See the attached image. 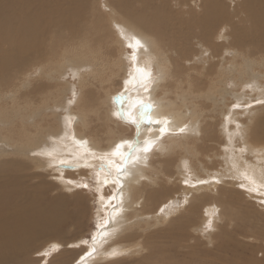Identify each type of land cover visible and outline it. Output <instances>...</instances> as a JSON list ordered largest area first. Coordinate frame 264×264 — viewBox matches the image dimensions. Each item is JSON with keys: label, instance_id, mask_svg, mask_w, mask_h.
<instances>
[{"label": "rangeland", "instance_id": "rangeland-1", "mask_svg": "<svg viewBox=\"0 0 264 264\" xmlns=\"http://www.w3.org/2000/svg\"><path fill=\"white\" fill-rule=\"evenodd\" d=\"M52 1H48L45 7L51 6ZM69 1L76 2V8L88 18L89 23L91 20L89 24L91 35L88 39L92 40L91 45L86 46L84 54L74 50L67 54L63 48L55 46L57 58L50 56L47 63H32L31 69L27 68L24 73L18 75V78H14L10 70L8 85L1 90L3 93L0 94V179H2L0 206L14 202L13 205L17 208L48 210L47 213L55 218L52 223L37 226L38 239L31 247L20 243L23 248L19 250V254L17 253L15 258L7 259L8 261L3 260L2 264H264V202L246 196L252 192L247 194L244 188L234 186L235 189L246 192V195L238 198L228 196L227 200L223 198L228 203L220 204L222 198L216 191L222 182H232L233 174L242 176V171L246 170L249 174L252 173L250 175L256 181L258 177L261 178L258 182L261 181L260 184L264 186L262 176L264 146L252 147L248 136V131L260 120L262 121L257 132L264 133V106L253 104L252 108L247 110L232 108L234 103L243 105L250 102L253 97L264 96V0L253 1L248 6L245 0ZM63 5L68 7V1ZM34 7L32 13L38 12V6ZM20 8L19 4L16 10L19 12H15L17 19L13 20L16 21V26L25 24L28 15L26 7H23L21 12ZM207 9L209 10L205 12ZM122 13L132 22L137 24L139 22L141 26L147 23L152 32H146L147 36H138L136 31L127 28L129 27L127 23L116 22L118 17L124 16ZM204 13H211L214 16L200 24L199 18ZM138 15L141 17H137ZM131 17L138 19L134 20ZM102 20H106V25L109 23L111 28L103 32L96 30V25ZM235 21L239 22V25ZM113 23H118L116 30ZM37 26L40 27L39 23ZM133 35L148 47L147 51L137 50V62L147 63L144 67H150L154 83L150 97L138 89L128 88V92L133 95L131 101L139 103V96L143 97L145 102L152 103V108L157 106L155 108L163 107L170 110L164 115L170 119L169 131L161 136L157 130L161 125L152 126L150 134L152 132L156 134L147 138H156L157 135L159 139L156 140L152 152L148 154L149 161L134 163L135 166L131 170L133 173L130 172L125 179L128 180L125 181L127 187L125 184L123 198L119 197L118 193L116 200H112L113 205H119L122 199L125 211L119 216L127 219L115 225H107V234L102 236L105 220L112 215V206L111 209L108 207L106 210L103 209L101 197L107 201V197L115 194L117 190L113 184L102 188L96 187V171L102 161L89 157L91 167H83L82 157L86 152L77 147L76 141H87L86 144L89 143L87 148L99 153L110 150L121 139L134 135L133 128L115 117L113 109L115 104L112 103L113 97L124 90V80L134 70L132 49L127 47L129 43H133ZM40 37L45 43L46 34L43 32ZM154 38L159 39L157 49L152 44ZM52 49L53 45L50 44L44 47L45 52H52ZM72 73H76L75 79ZM18 80L20 92L31 96L27 104H17V96H20L17 91ZM159 82L161 87L158 85ZM91 83L95 87H90ZM81 86L86 88L83 89ZM88 89H92L93 92L96 90L94 95L88 96ZM92 96L96 98L99 96L97 102H94L95 99L93 102L87 100ZM84 98L87 102L82 106L86 108L85 112L88 115L86 113L80 115L78 112V104ZM176 108L178 119L183 120L181 123L174 118L173 109ZM230 112L232 115L226 120L225 117H228ZM161 116L163 115L159 117ZM7 118L10 120L13 118L11 121L16 123L13 128ZM237 123L241 125L240 135H232L237 131ZM75 125L81 128L80 137L76 136ZM185 125L188 126L185 131L179 132L178 129ZM20 126L31 133L26 136L27 140L33 143L31 150L30 147L20 146L17 136L11 135L13 132L11 130H16ZM23 133L26 134L22 130L18 136ZM116 134L117 136H114ZM257 142L264 145V140L258 139ZM251 147L257 149L254 151ZM45 152H52V156L33 155ZM140 153H137V156ZM61 159L69 160V165L65 166H72L71 169L60 166ZM5 161L13 163L9 165ZM148 162H151L150 168ZM234 164L235 168L232 167ZM156 167L160 170L159 175ZM168 176L178 179L175 182L178 188L171 191L172 193L168 192L167 196L180 197L181 192L177 193L179 188L181 191L185 188L191 192L188 194L189 200L184 202L183 208L186 206V210L182 208L179 215H171L166 220L162 215L165 210L161 211V208L158 209L159 212L156 210L165 195L158 197L154 203L156 205L148 202L149 207L146 208L149 209H145V199L146 191L159 190ZM214 177L219 179L220 183H215ZM103 178L104 174L100 173V179ZM179 178L182 179L181 184ZM186 179L191 185L187 186L184 183ZM199 179L212 182L196 184L193 187L192 184ZM68 180H74L77 184L88 183L91 187L88 189L75 187L67 183ZM166 184L172 187V182ZM142 191L144 193L140 194ZM220 194L223 196V192ZM21 198H24L25 202H22ZM206 203H213L218 209L215 216L211 215L214 221L203 209ZM224 207L226 209H223ZM8 209L10 211L9 206ZM149 210L153 212L147 213ZM106 211H111L110 216L106 217ZM140 212H143L142 215ZM218 214L221 217H218ZM207 218L208 221H213L212 230L209 232L205 231ZM215 219L219 221L216 222ZM94 234L95 242L92 239ZM118 243L120 245H117ZM93 246L97 251L91 256L86 255ZM111 253L115 255H110ZM88 260L89 262H86Z\"/></svg>", "mask_w": 264, "mask_h": 264}, {"label": "bare ground", "instance_id": "bare-ground-1", "mask_svg": "<svg viewBox=\"0 0 264 264\" xmlns=\"http://www.w3.org/2000/svg\"><path fill=\"white\" fill-rule=\"evenodd\" d=\"M50 1V0H0V94H2L3 92H1V90H3L4 87H6L8 85V82H7V79L8 77L10 76V70H12L13 74H14V78H18V75L24 73L26 71L27 68L31 69V65L32 63H38V64H44V63H47V61L49 62L50 61V56H55L56 57V53L54 52V48L55 46H59L61 48H63V51L67 52V54L69 53H72L74 51H76L77 53H80V54H84L85 52V48L86 46H89L91 45L92 43V40H89L88 39L90 38V35H91V28H90V23H91V20H90V23L88 22V18H86L84 15H82V12L76 8V5L77 3L76 2H72V1H69V0H53L52 1V5L49 6L48 8L45 7V4ZM68 1L69 5L68 7L64 6L63 3ZM249 1V2H248ZM253 1H256V0H245L247 6L253 2ZM209 2V1H208ZM244 3V2H243ZM20 4V12L22 10L23 7H26L27 11H28V15L27 17L25 18V24H21L19 26H16L15 25V22H13L14 18L17 19L16 17V10L18 9V6ZM66 4V3H65ZM263 5V4H262ZM34 6H38L39 8V11L35 13H32V10L35 9ZM106 6V5H105ZM124 6V5H123ZM147 7V6H146ZM110 8V7H109ZM127 8V7H126ZM246 8V7H245ZM248 8V7H247ZM84 9V8H83ZM205 9V8H204ZM147 10V9H146ZM145 10V12H146ZM209 9L207 10H204L205 12L208 11ZM111 11V10H110ZM136 11V10H135ZM138 11V10H137ZM214 11V10H213ZM19 12V11H17ZM16 12V13H17ZM126 13V11H125ZM130 13V12H129ZM123 14V13H122ZM242 14V13H241ZM23 15V14H22ZM124 15V14H123ZM216 15V14H215ZM25 16V15H24ZM134 16V15H133ZM211 16H214L213 14H207V13H204L201 15V17L199 18V22L200 24H203L205 23L208 19H210ZM219 16V15H217ZM216 16V17H217ZM104 17V16H103ZM137 17H141V15H138ZM137 17H131L133 18L134 20L138 19ZM237 17V16H236ZM235 17V18H236ZM19 18V17H18ZM42 18H44V20H42ZM105 18V17H104ZM214 18V17H213ZM212 18V19H213ZM219 18V17H217ZM227 18V17H226ZM35 19V20H34ZM106 19V18H105ZM240 19V18H239ZM18 21V20H17ZM120 22V21H123L125 23H127L126 25H128L129 27H127L128 29H131V30H134L138 33V36H142V35H146L147 36V33H151V28L147 25V23H143L142 26L137 23H134L132 22L127 16H120L117 18L116 22ZM251 21V20H250ZM106 20H102L101 22H98L99 24H102V25H99L97 24L96 25V30L98 31H102L103 30H106V29H110L111 27L109 26V23H107L106 25ZM149 22V21H148ZM152 22V21H151ZM231 22V20H230ZM236 22V21H235ZM39 23L40 27L37 26V24ZM105 23V25H103ZM153 23V22H152ZM237 23V22H236ZM235 23V24H236ZM239 23V22H238ZM237 23V24H238ZM242 23V22H241ZM240 23V24H241ZM157 24V23H156ZM230 24V23H228ZM252 24V23H251ZM118 23L115 24L113 23V26L115 27V30H116V27H117ZM123 25V24H122ZM121 25V26H122ZM158 25V24H157ZM239 25V24H238ZM124 26V25H123ZM216 26V25H215ZM231 26V25H229ZM256 26V25H255ZM261 26V25H260ZM233 27V26H232ZM239 27V26H238ZM237 27V29H238ZM254 27V26H253ZM93 28V26H92ZM156 28V26H155ZM204 28V26H203ZM208 28V27H207ZM256 28V27H254ZM142 29V30H141ZM156 30V29H155ZM154 30V31H155ZM231 29H229L230 31ZM218 31V30H216ZM44 32V34H46L47 36V39H46V42L44 43L42 41V38L40 37L42 35V33ZM147 32V33H146ZM203 33V32H202ZM228 33V32H227ZM241 34V33H240ZM246 34V33H245ZM210 35V34H209ZM218 35V34H217ZM224 35V33H223ZM228 35V34H227ZM114 37V36H113ZM215 37V36H214ZM229 37V36H228ZM141 38V37H140ZM157 38H158V35H157ZM216 38V37H215ZM214 38V39H215ZM120 39V38H119ZM211 39V38H210ZM243 39V38H242ZM159 39H156L154 38L153 41H152V44L154 45L153 47H155V49H157L158 47V44L157 42ZM217 40V39H216ZM118 42V41H117ZM206 42V41H205ZM214 42V41H213ZM113 43H114V39H113ZM129 43V42H128ZM46 44H50V46L53 45V49H52V52H45L44 51V47ZM216 44V43H214ZM205 45V44H204ZM236 45V44H235ZM211 46V45H210ZM215 46V45H214ZM217 46V45H216ZM225 46V45H224ZM47 47V46H46ZM123 47V46H122ZM224 48V47H223ZM227 48V47H226ZM48 49V48H47ZM120 49V48H119ZM226 50V49H225ZM119 51V50H117ZM160 51H161V48H160ZM60 52V51H59ZM58 52V53H59ZM7 53V55H6ZM79 54V55H80ZM160 54V53H159ZM73 55V54H72ZM139 55V54H138ZM60 56V55H59ZM75 56V55H73ZM77 57V56H76ZM81 57V56H80ZM96 57V55H95ZM57 58V57H56ZM100 58V57H99ZM98 59V57H97ZM143 60V59H142ZM146 60V59H145ZM70 61V60H69ZM68 61V63H69ZM93 61V60H92ZM133 61V60H132ZM54 62V61H53ZM133 63V62H132ZM152 63V62H151ZM50 64V63H49ZM93 64V63H92ZM139 66L140 67H144L146 66L147 63H142V61H139L138 62ZM154 64V63H153ZM133 65V64H132ZM10 68V69H9ZM33 68V67H32ZM36 68V67H34ZM42 68V67H41ZM150 68V67H149ZM167 68V67H166ZM28 69V70H29ZM107 69V68H106ZM47 70V69H46ZM168 70V69H167ZM128 72V70H127ZM174 72V71H173ZM29 73V71H28ZM165 73V72H164ZM167 73V72H166ZM30 74V73H29ZM25 75V74H24ZM89 75V74H88ZM112 74H107V76H111ZM138 74L135 72V69L129 73L128 77L130 76H137ZM169 75V74H168ZM175 75V74H174ZM22 76V75H21ZM97 76V75H96ZM127 77V78H128ZM88 78V77H87ZM126 78V79H127ZM170 78V77H169ZM85 79V78H84ZM95 79V77H94ZM100 79V78H99ZM125 79V80H126ZM124 80V81H125ZM167 80H168V77H167ZM181 80V79H180ZM93 81V79H92ZM163 81V78L162 80ZM22 82V81H21ZM20 82V83H21ZM88 82V81H87ZM115 82V81H113ZM169 82V81H168ZM173 82V80H172ZM12 84V82H10ZM31 83V82H30ZM17 84V83H16ZM33 84V83H32ZM87 84V83H85ZM98 84V83H97ZM19 80H18V84H17V91L18 93L20 94V96H17L18 98V102L17 104L18 105H21V104H27L28 101L30 102V99H31V96L30 95H27L22 92H20V88H19ZM31 85V84H30ZM96 85V84H95ZM159 87H161L162 85L160 84V82L158 83ZM191 85V84H190ZM91 86H94L93 83L90 84V87ZM98 86V85H97ZM174 86V85H173ZM11 87V86H10ZM83 87V86H81ZM80 87V88H81ZM95 87V86H94ZM192 87V86H191ZM212 86H210L211 88ZM86 88L85 86L83 87V89ZM101 88H103L101 86ZM128 88L130 90H137L138 87H136V89L132 86V85H129ZM12 89V88H11ZM107 89V87L105 88ZM14 90V89H13ZM204 90V89H203ZM212 90V89H211ZM15 91V90H14ZM96 91V90H95ZM94 91V92H95ZM200 91V90H199ZM16 92V91H15ZM94 92L92 89H88L87 90V95L88 96H91V95H94ZM131 92V91H130ZM17 93V92H16ZM15 93V94H16ZM97 93V92H96ZM108 93V92H107ZM153 93V92H152ZM194 93V92H193ZM18 94V95H19ZM35 94V93H34ZM83 95V93H81ZM106 94V93H105ZM126 94H130L129 92L125 93V99L124 100H117V101H114L112 100V103L115 104V106L113 107L114 110V113L116 111H118L120 108H123L124 110V116L126 119H130L131 116H132V109L133 107L136 105L133 101H131V98L133 95H126ZM137 94V93H136ZM161 94V93H160ZM159 94V95H160ZM17 95V94H16ZM102 96V94H101ZM14 97V96H13ZM16 97V96H15ZM88 98V97H86ZM86 98L84 99H81L80 103L78 104V112L80 115H82L83 113H86V108L82 106V104H85L87 102V100H89V102H93L94 99L95 101L94 102H97L98 98H96V96H92V97H89L87 100ZM106 98V97H105ZM137 98V97H136ZM2 99V98H1ZM16 99V98H15ZM107 99V98H106ZM1 101V100H0ZM35 101V100H34ZM169 101V100H168ZM9 102V101H8ZM37 102V101H36ZM35 102V103H36ZM111 102V101H110ZM8 104V103H7ZM111 104V103H110ZM170 104V103H169ZM176 104V103H175ZM10 105V104H9ZM100 105V104H99ZM178 105V104H177ZM89 106H91V104H89ZM94 106V104L92 105V107ZM102 106H104L102 104ZM101 106V107H102ZM107 106V105H106ZM155 106V105H154ZM160 106V105H158ZM165 106V105H164ZM14 107V106H13ZM23 107V106H22ZM157 107V106H155ZM152 108L149 110V113L148 115L151 116L153 119H156L158 118L160 115H165L168 113V110L167 108H163V107H158V108ZM1 108V106H0ZM4 107H2L3 109ZM9 108V107H7ZM179 108V107H178ZM178 108L176 109H173V114H174V118L175 120H178L180 123L183 121H181L178 116ZM1 109V110H2ZM96 109V108H95ZM102 109H105L102 107ZM101 109V110H102ZM5 110V109H4ZM10 110V109H9ZM6 109V111H9ZM19 110V109H18ZM24 110V109H23ZM95 111V110H94ZM97 111L98 108H97ZM181 111V110H180ZM5 112V111H4ZM82 113V114H81ZM170 113V112H169ZM78 114V113H77ZM87 114V113H86ZM84 114V115H86ZM91 114V113H90ZM9 115V114H7ZM13 115V114H12ZM88 115V114H87ZM95 115V114H94ZM98 115V114H97ZM136 116L137 118L139 117V113L137 112L136 113ZM9 117V116H8ZM81 117V116H80ZM95 117V116H94ZM116 117V116H115ZM167 117V116H166ZM171 117V116H170ZM98 118V117H97ZM101 118V116L99 117V119ZM117 118V117H116ZM8 119V118H7ZM13 118H11L12 120ZM22 119V118H21ZM91 119V117H90ZM95 119V118H94ZM108 119V118H107ZM119 119V118H117ZM10 120V119H8ZM9 121V124L11 126V128L14 127V125L16 123H13L12 121ZM15 120V119H14ZM101 120V119H100ZM104 120V119H103ZM112 120V119H111ZM110 120V121H111ZM99 121V120H98ZM119 121H124L122 119H119ZM262 120L260 121H256V123L254 124V126L248 131V136H249V143L251 144L252 147H256V146H264L263 144H260L258 143V139L260 140H264V133L261 132L260 134H258L257 130L260 128V125L259 123L261 122ZM2 122V121H1ZM85 122V121H84ZM93 122V121H91ZM175 122V121H174ZM187 122V121H186ZM6 123V122H5ZM8 123V122H7ZM89 123V122H88ZM94 123V122H93ZM115 123V122H114ZM125 123V122H124ZM22 124V123H21ZM96 124V123H95ZM111 124V123H110ZM20 125V124H19ZM113 125V124H112ZM126 125V124H125ZM125 125H124V128H125ZM99 126V125H98ZM103 126V125H102ZM122 126V125H121ZM153 127H157L155 124H152L151 125V128ZM173 126V125H172ZM8 127V126H7ZM26 127H27V124H26ZM85 127V126H84ZM118 127V126H117ZM128 127V126H126ZM149 127V125L147 123H142L141 124V128H140V133L138 135V140H136L137 144H139L142 148V145H143V142H144V138H147L149 136H151L153 134H150V132L147 130ZM174 127V126H173ZM185 127V126H184ZM188 127V126H187ZM249 127V126H248ZM203 128V127H202ZM247 128V127H246ZM64 129V128H63ZM127 129V128H126ZM129 129V128H128ZM207 129V128H206ZM23 130V132H26V134H21L20 136L19 133ZM108 130V129H106ZM158 130V129H157ZM188 130V129H187ZM247 130V129H246ZM10 131V130H9ZM13 131L11 133V135L13 137H16L17 136V141L20 142V146L22 147H30L29 149L31 150V146L33 145L32 142H29L27 140V135H31L30 131L27 130V129H23L20 127L16 128V130H11ZM75 131H76V136L77 137H80L81 136V128H79L77 125H75ZM113 131V130H112ZM127 131V130H126ZM5 132V131H4ZM98 133V131H96ZM114 132V131H113ZM158 132V131H157ZM119 133V132H118ZM6 134V133H5ZM99 134V133H98ZM107 134V133H106ZM120 134V133H119ZM122 134V133H121ZM148 134V135H147ZM156 134V133H154ZM153 134V136H154ZM35 135V134H34ZM111 135V134H110ZM247 135V134H246ZM91 136V135H90ZM112 136V135H111ZM110 136V138H111ZM114 136H117L114 135ZM34 137V136H33ZM108 137V135H107ZM113 137V136H112ZM157 137V135H156ZM207 137V135H206ZM35 138V137H34ZM32 138V139H34ZM84 138V137H83ZM95 138V136H94ZM151 138V137H150ZM7 139V138H6ZM31 139V138H30ZM89 140H91L90 138H88ZM109 139V138H107ZM106 139V140H107ZM172 139V138H171ZM196 139V138H195ZM205 139V138H204ZM208 139V138H207ZM88 140V141H89ZM167 140V139H166ZM170 140V138H169ZM168 140V142H169ZM206 140V139H205ZM210 140V139H208ZM38 142H40L39 140H37ZM78 141H82V140H78ZM113 141V140H112ZM193 141V140H192ZM195 141V140H194ZM203 141V140H202ZM163 142H165L163 140ZM189 142V141H188ZM17 142L15 141V144ZM180 143V142H179ZM185 143V142H184ZM202 145H203V142H201ZM89 144V143H88ZM88 144H84V145H80V144H77V147L79 146L80 150L81 151H85L88 149L87 148V145ZM94 145H96L95 143H93ZM195 144V143H194ZM37 145V144H36ZM39 145V144H38ZM191 145V144H190ZM99 146V145H98ZM111 146V145H110ZM175 146V145H174ZM250 146V145H249ZM248 146V147H249ZM26 147V148H27ZM89 147V145H88ZM176 147V146H175ZM195 147V146H193ZM251 147V148H252ZM33 148V147H32ZM67 148V147H66ZM93 148V147H91ZM103 148V147H102ZM177 148V147H176ZM95 149V148H93ZM175 149V148H174ZM197 149V148H196ZM253 149V148H252ZM257 149V148H256ZM255 149V150H256ZM261 149V148H260ZM24 150V148H23ZM22 150V151H23ZM28 150V149H27ZM100 150V149H99ZM254 150V149H253ZM252 150V151H253ZM254 150V151H255ZM263 149H261L262 151ZM250 151V149H249ZM141 151L140 150H137L136 152L133 153V156H132V160L131 162L129 163L128 165V169H129V172H131V170H133V166H135L134 163H142L143 159L137 161L136 160V157H137V153L139 154ZM251 152V151H250ZM263 152V151H262ZM255 153V152H254ZM21 154V153H20ZM256 154V153H255ZM140 157L143 156V152L140 153V155H138ZM149 158V157H148ZM118 159V158H117ZM36 161V160H35ZM149 161V160H147ZM146 161V162H147ZM238 161V160H237ZM241 161V160H240ZM6 162V161H5ZM37 162V161H36ZM39 162V161H38ZM243 162V161H242ZM6 163H13V162H6ZM149 163V168L151 167V162H148ZM11 165V164H9ZM14 165V164H13ZM34 165V164H33ZM143 165V164H142ZM226 167L228 166L227 164H225ZM235 165V164H234ZM237 165V164H236ZM256 165V164H255ZM141 166V165H140ZM231 166V165H229ZM245 166V165H244ZM259 166V165H258ZM13 167V166H11ZM16 167V166H15ZM139 167V166H138ZM233 167V166H232ZM231 167V168H232ZM257 166L254 167V169H256ZM14 168V167H13ZM17 168V167H16ZM235 168V167H233ZM237 168V166H236ZM242 168H244L242 166ZM260 168V167H259ZM258 168V169H259ZM143 169V168H142ZM141 169V170H142ZM247 169V168H245ZM16 170V169H15ZM145 170V169H144ZM156 170H157V174L159 175L160 173V170L159 168L156 167ZM234 170V169H233ZM251 170V169H249ZM17 171V170H16ZM135 171V170H134ZM146 171V170H145ZM147 171H149V169H147ZM252 171V170H251ZM250 171V172H251ZM257 171V170H256ZM236 172V170H235ZM243 174H241L242 176H237V175H232L231 178H233L232 182H222L220 184V186L218 187V189L216 188V191H218V194H219V197L222 198V200L220 201V204H225V203H228V201H225L223 198H226L227 200V197L230 196H234L236 198H238L239 196H242V195H246L245 193L246 192H241L240 190H238L237 188L235 189L236 186L240 187L241 188V184H244L245 187L244 189L247 190V188L249 187H256L257 190L256 191H248L247 190V194H250L252 192V194L250 195H246L248 197H254L256 198L257 200H261L264 202V186H262L261 181L260 183L258 182L260 179L259 177L257 178L258 181L255 180V178L252 177V173L249 174V172H247V170L244 172L242 171ZM241 172V173H242ZM133 173V172H131ZM145 172H142V174H144ZM221 173V172H220ZM229 173H230V170H229ZM232 173V171H231ZM236 173V174H237ZM255 173V172H254ZM113 174H114V170H113ZM136 174V173H134ZM141 174V173H140ZM151 174V173H150ZM3 175V174H2ZM67 175V174H66ZM257 175V174H256ZM5 176V175H4ZM134 176V175H133ZM139 176V172H138V175ZM200 176V175H199ZM224 176V175H223ZM229 176V175H228ZM245 176H251L253 178V180L255 181L254 184H250L249 181L247 179H245ZM258 176V175H257ZM264 177V173L262 175ZM221 177V176H220ZM127 178V176L123 177L124 181H127L125 180ZM141 178V177H140ZM152 178V177H151ZM230 178V179H231ZM263 179V178H262ZM2 180V179H0ZM6 180V179H5ZM10 180V179H9ZM210 180V179H209ZM264 180V179H263ZM262 180V181H263ZM137 181V180H135ZM172 182V187H168L169 184H166V182ZM178 181V179H173V177H166L164 183H162L160 185V189L159 190H147L146 191V199H145V209H149V208H146V207H149V205L147 204L148 202H151V204L153 205H156L154 204L157 200H158V197L161 196L162 194L165 195V197H163V200L161 201V204L157 206V211L159 208L163 209V213L162 215L164 216V219L166 217V220H167V217H171V215H174V214H178L179 215V212H181L183 209L186 210V206L183 208L184 206V202L185 201H188V194H190V190L189 189H183L181 191V189L179 188L177 193L179 194V192H181V196L180 197H177L176 195H173V196H170L168 195L167 196V193L168 192H171V191H174L175 189H177V185L175 184V182ZM181 181L182 179L179 178V183L181 184ZM195 181V180H194ZM4 182V181H3ZM130 182V181H128ZM127 182V183H128ZM133 182V181H132ZM138 182V181H137ZM212 182V181H211ZM209 182V183H211ZM2 183V182H1ZM178 183V182H177ZM190 183V182H189ZM4 184V183H2ZM126 184V183H125ZM134 183H132L133 185ZM18 185V184H17ZM109 185H112L111 183L106 185L109 186ZM131 185V184H130ZM140 185V184H139ZM191 185V184H189ZM216 185V184H215ZM21 185H19L20 187ZM135 186V185H134ZM141 186V185H140ZM154 186V184H153ZM188 186V185H187ZM235 186V187H234ZM26 187V186H25ZM126 187H127V184H126ZM139 188V186H137ZM190 187V186H189ZM213 187V186H212ZM6 188V187H5ZM115 188V186H114ZM131 188V187H130ZM141 188V187H140ZM183 188V187H182ZM25 189V188H24ZM126 189V188H125ZM124 189V190H125ZM129 189V188H127ZM197 189V188H196ZM27 190V189H25ZM24 190V191H25ZM131 190H133L131 188ZM28 191V190H27ZM31 190H29L30 192ZM127 191V190H126ZM186 191V192H185ZM244 191V190H243ZM130 192V191H128ZM202 192V191H201ZM220 192H223V196H221ZM31 193V192H30ZM141 193H144L143 191L140 192ZM172 193V192H171ZM200 193V192H199ZM207 193V192H206ZM209 193V192H208ZM7 194V193H5ZM116 194V197L117 196V191L115 192ZM125 194H127L125 192ZM196 194V193H194ZM255 194V195H254ZM26 195V194H25ZM129 195V194H128ZM172 195V194H171ZM6 196V195H5ZM132 196V195H131ZM143 196V194H142ZM207 196V195H205ZM256 196V197H255ZM119 197H121L119 195ZM141 197V196H140ZM244 197V196H243ZM123 198V197H122ZM127 198V197H125ZM124 198V199H125ZM205 198V197H204ZM203 198V199H204ZM208 198V197H207ZM5 199V197H4ZM22 199V198H21ZM24 199V198H23ZM22 199V202H25L23 201ZM142 199V198H141ZM140 199V200H141ZM196 199V197H195ZM251 199V198H250ZM27 200V199H26ZM116 200V199H115ZM131 200H133L131 198ZM200 200V199H199ZM198 200V201H199ZM12 201V200H11ZM15 201V200H14ZM38 201V200H37ZM101 204L104 205L103 209H107V207L109 209H111V206L113 205L112 204V201H104L103 199L101 200ZM138 201H136V204H138ZM194 201V200H193ZM197 201V200H195ZM201 201H202V198H201ZM207 201V200H206ZM210 201V200H209ZM6 202V201H5ZM205 202V201H203ZM262 202V203H263ZM144 203V202H142ZM199 203V202H198ZM4 204V203H3ZM14 204V202H13ZM12 202L9 203L8 205V202L6 204H4L5 206H0V264H2L3 260H7V259H10V258H15L16 255H18L19 253V250L23 248V245L20 244V243H23L25 246H30L33 245V243L36 242V238L39 234L36 232V228L38 225H41V224H49V223H52L54 221V219L49 215V213H47L48 210H45V209H41V210H36V211H33V210H30L29 208L25 207V208H21V207H18L17 206L15 207V205H13ZM112 204V205H111ZM134 204V203H133ZM132 204V205H133ZM230 204V203H229ZM264 204V203H263ZM192 205V204H191ZM8 206L10 208V211L8 209ZM25 206V205H24ZM23 206V207H24ZM38 206H40L38 204ZM51 206V205H50ZM53 206V205H52ZM56 206V205H55ZM219 206V205H218ZM262 206V205H261ZM260 206V207H261ZM200 207V206H199ZM227 207V206H225ZM223 208V209H226V208ZM155 208V207H154ZM183 208V209H182ZM220 208V207H219ZM160 209V210H161ZM192 209H193V206H192ZM203 209L205 210V213L207 214H210V216H215V214H217V208L215 205H213V203H209L206 205L203 206ZM198 210H201V208ZM103 211V210H102ZM112 211V210H111ZM110 212L106 211V217L107 216H110ZM151 210L147 211V213H149ZM153 212V211H151ZM159 212V211H158ZM192 212V211H191ZM220 212V211H219ZM143 213V212H142ZM142 213L140 212V214L142 215ZM194 213V212H193ZM227 213V212H226ZM112 214V213H111ZM153 214V213H152ZM159 214V213H158ZM195 214V213H194ZM197 214V213H196ZM199 214V213H198ZM206 214V215H207ZM133 215V213L131 214ZM161 215V214H160ZM181 215V214H180ZM184 215V214H183ZM201 215V214H200ZM227 215V214H226ZM54 216L57 217V215L54 213ZM149 216V215H148ZM154 216V215H152ZM156 216V215H155ZM154 216V217H155ZM192 216V215H191ZM202 216V215H201ZM209 216V217H210ZM212 216H211V219H212ZM63 217V216H62ZM153 217V218H154ZM160 217V216H159ZM176 217V215H175ZM178 217V216H177ZM193 217V216H192ZM195 217V216H194ZM218 217H221L219 216L218 214ZM227 217V216H226ZM64 218V217H63ZM217 218V216H216ZM197 219V218H196ZM203 219V218H202ZM156 220V219H155ZM169 220V219H168ZM188 220V219H186ZM190 220V218H189ZM213 220V219H212ZM218 220V219H215V221ZM226 220V218H225ZM224 220V221H225ZM185 221V219H184ZM207 221H208V218H207ZM205 221V224L206 222ZM214 221V220H213ZM212 221V222H213ZM219 221V220H218ZM222 221V220H221ZM220 221V222H221ZM172 222V221H171ZM217 222V221H216ZM227 222V221H226ZM232 222V221H230ZM187 223V221H186ZM184 223V224H186ZM219 223V222H218ZM231 225V223H229ZM42 226V225H41ZM185 226V225H184ZM135 228V227H134ZM186 228V227H185ZM215 228V227H214ZM58 230V229H57ZM187 230V229H186ZM54 231V230H53ZM209 232V231H208ZM183 233V232H181ZM185 234V233H184ZM221 234V233H220ZM224 234V233H223ZM49 236V235H48ZM54 236V235H53ZM110 235L108 234V237ZM209 235H207L208 237ZM50 237V236H49ZM102 237V236H100ZM107 237V236H106ZM105 237V238H106ZM43 238V237H42ZM104 238V239H105ZM131 238V237H130ZM217 238V237H216ZM227 238V237H225ZM50 239V238H49ZM101 239V238H100ZM142 240V239H141ZM229 240V239H228ZM225 243V242H224ZM222 242V244H224ZM117 245H120V243H118ZM58 246V245H57ZM123 246V245H122ZM223 246V245H221ZM125 247V246H124ZM128 247V246H127ZM139 247V246H138ZM26 248V247H25ZM118 248V247H117ZM132 248V247H131ZM137 248V247H136ZM140 248V247H139ZM138 248V249H139ZM142 248V247H141ZM223 248V247H222ZM114 249V248H113ZM125 250V249H123ZM133 250V249H132ZM137 250V249H135ZM131 252V250H130ZM18 253V254H17ZM23 253V252H22ZM104 255V253L102 254ZM59 256V255H58ZM80 256V255H79ZM96 256V255H95ZM99 256V255H98ZM19 257V256H18ZM88 257V256H87ZM85 257V258H87ZM17 258V257H16ZM85 260V259H84ZM83 260V262H84ZM8 261V260H7ZM91 261V260H90ZM6 262V261H4ZM11 262V261H10ZM49 262V261H48ZM54 262V261H53ZM80 262V261H79ZM86 262H89L86 261ZM93 262V261H92ZM91 262V263H92ZM263 263V262H262ZM38 264V263H37ZM59 264V263H57ZM79 264V263H78ZM203 264V263H202Z\"/></svg>", "mask_w": 264, "mask_h": 264}, {"label": "snow or ice", "instance_id": "snow-or-ice-1", "mask_svg": "<svg viewBox=\"0 0 264 264\" xmlns=\"http://www.w3.org/2000/svg\"><path fill=\"white\" fill-rule=\"evenodd\" d=\"M123 34V33H122ZM133 43H129L127 45L128 48L132 49V57H133V68L135 69V72L138 74L137 76H130L129 79L124 81V90L120 93H118L116 96L113 97L114 101L117 100H124L125 99V93L128 92V86L132 85L134 88L138 87L139 91H142L143 93L148 94V96H151L152 85L154 83L152 72L147 67H140L137 62V50L143 49L144 51L148 50L147 45L141 41L138 37L133 35L132 37ZM73 78L75 79L76 73H72ZM251 87V86H249ZM75 95V93H74ZM139 103H137L133 109H132V116L130 119H126L124 116V110L123 108H120L118 111L114 113V115L124 120V122L131 128L135 130L134 135L130 138H123L119 142L115 143L114 146L107 151H101V152H95L91 149L86 150V155H83L84 163L83 167L89 168L91 167V164L89 163V157L92 159H97L102 161V163L99 165V168L96 171V187L102 188L108 184H113L117 190V193L120 194L122 197L123 195V189L125 187V181L123 177L130 175L128 165L132 160L133 153L137 150H141L143 152V157L137 156L136 160L139 161L140 159H143L144 161H147L148 154L152 152L153 147L156 143V140L159 139V137L156 138H146L144 140L143 146L137 144L136 137L140 133V128L142 123H147L149 125L148 131L151 132L152 128L151 125H161L158 128V131L161 136H163L166 132L169 131L168 125L170 124V119L164 116L158 117L156 119H153L151 116L148 115L149 110L153 107L152 103L145 102L143 97H139ZM253 104L264 106V96L261 97H253L250 102L247 104H240V103H234L232 105L233 109L243 108L244 110H247L249 108H252ZM139 113V117L137 118L136 113ZM232 115V113H229L228 117H225L226 120L229 119V117ZM185 127H180L178 129L179 132H184L186 129ZM237 131L233 133L232 135H240V128L241 125L237 123L236 125ZM77 144L84 145L87 143V141H76ZM243 151V149H241ZM33 155H45L48 157L52 156V152H45V153H33ZM79 158V157H78ZM118 158V159H117ZM69 165V160L67 159H61L60 160V166ZM50 166H52L50 164ZM235 167V165H233ZM114 170V174H113ZM100 173L104 174V178L100 179ZM245 179L249 181L250 184H254L255 181L251 176H245ZM215 183H220V180L217 178H213ZM67 183L73 184L75 187L85 188L88 189L91 187L88 183H81L77 184L74 180H68ZM184 183L186 185L189 184V180H185ZM209 183L208 180L199 179L195 181L192 186L195 187L196 184H206ZM242 188L245 187L244 184L240 185ZM248 191H256V187H249L247 188ZM116 194H113L112 196L107 197L109 201L115 200ZM101 199H104V197H101ZM125 211L124 204L121 199V203L119 205H112V215L109 219L105 220V228L101 231V235L104 236L107 234V225L109 224H117L120 223L121 220L127 219L126 217L119 216L120 213ZM163 211V209H161ZM119 217V219H118ZM212 220H209L208 223L205 225V231H211L212 230ZM99 228V226H98ZM93 241H96V235L94 234L92 237ZM97 249L95 246H93L86 255L91 256L94 252H96ZM110 255H115V253H111ZM81 259H84V257H81Z\"/></svg>", "mask_w": 264, "mask_h": 264}, {"label": "water", "instance_id": "water-1", "mask_svg": "<svg viewBox=\"0 0 264 264\" xmlns=\"http://www.w3.org/2000/svg\"><path fill=\"white\" fill-rule=\"evenodd\" d=\"M64 167L71 169L72 166H64Z\"/></svg>", "mask_w": 264, "mask_h": 264}]
</instances>
